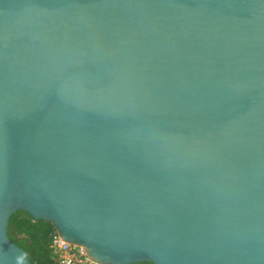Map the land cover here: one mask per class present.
<instances>
[{
	"label": "water",
	"instance_id": "water-1",
	"mask_svg": "<svg viewBox=\"0 0 264 264\" xmlns=\"http://www.w3.org/2000/svg\"><path fill=\"white\" fill-rule=\"evenodd\" d=\"M19 210L102 264H264V0H0V264Z\"/></svg>",
	"mask_w": 264,
	"mask_h": 264
},
{
	"label": "trees",
	"instance_id": "trees-1",
	"mask_svg": "<svg viewBox=\"0 0 264 264\" xmlns=\"http://www.w3.org/2000/svg\"><path fill=\"white\" fill-rule=\"evenodd\" d=\"M53 231L51 222L34 221L26 211H17L9 220L8 236L26 251L31 264H57L49 250Z\"/></svg>",
	"mask_w": 264,
	"mask_h": 264
},
{
	"label": "built area",
	"instance_id": "built-area-1",
	"mask_svg": "<svg viewBox=\"0 0 264 264\" xmlns=\"http://www.w3.org/2000/svg\"><path fill=\"white\" fill-rule=\"evenodd\" d=\"M49 250L57 264H102L90 259L85 246L65 241L55 228L50 235Z\"/></svg>",
	"mask_w": 264,
	"mask_h": 264
},
{
	"label": "flooded vegetation",
	"instance_id": "flooded-vegetation-1",
	"mask_svg": "<svg viewBox=\"0 0 264 264\" xmlns=\"http://www.w3.org/2000/svg\"><path fill=\"white\" fill-rule=\"evenodd\" d=\"M136 264H152L150 262H139V263H136Z\"/></svg>",
	"mask_w": 264,
	"mask_h": 264
}]
</instances>
